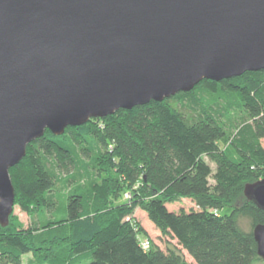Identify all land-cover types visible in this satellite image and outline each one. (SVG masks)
<instances>
[{
    "label": "trees",
    "instance_id": "16d2710c",
    "mask_svg": "<svg viewBox=\"0 0 264 264\" xmlns=\"http://www.w3.org/2000/svg\"><path fill=\"white\" fill-rule=\"evenodd\" d=\"M185 97L191 112L178 103ZM235 114L242 120L233 127ZM66 129L80 138L79 146L67 130L57 135L47 129L34 141L64 167L74 166V186L55 209L54 221L28 234L10 222L0 223V264H21L29 253L34 264L264 260L254 235L256 225L264 224V210L245 194L246 184L264 178V70L220 81L204 79L191 91ZM34 141L20 162L29 158ZM221 144L231 146L233 153ZM47 163L46 157L31 158L26 179L14 180L15 203L25 210L29 204L50 205L48 192L56 176ZM182 198L196 206L172 210L169 204ZM137 208L173 244L167 249L153 244L130 217ZM244 220L250 221L249 229ZM144 239L151 241L147 249Z\"/></svg>",
    "mask_w": 264,
    "mask_h": 264
},
{
    "label": "water",
    "instance_id": "95a60500",
    "mask_svg": "<svg viewBox=\"0 0 264 264\" xmlns=\"http://www.w3.org/2000/svg\"><path fill=\"white\" fill-rule=\"evenodd\" d=\"M262 70L264 0H0V223L10 169L47 129ZM245 194L264 210V178Z\"/></svg>",
    "mask_w": 264,
    "mask_h": 264
},
{
    "label": "rangeland",
    "instance_id": "374dc122",
    "mask_svg": "<svg viewBox=\"0 0 264 264\" xmlns=\"http://www.w3.org/2000/svg\"><path fill=\"white\" fill-rule=\"evenodd\" d=\"M181 101H183L182 104ZM178 103L180 107L182 106L181 108H183L184 111L191 112V108L190 106H188L190 105L191 102H189L188 98L185 97L183 99H180ZM237 113H241V112H237ZM234 116L237 115L235 114ZM241 120L242 119H239L238 116L235 117V122L233 123V127H236L239 124V121ZM99 124L102 127L104 126L103 125L104 122L100 121ZM67 131L70 134V137L72 138L71 141L74 142L76 146H79L80 138L76 137V135H74L71 130H67ZM232 132L234 133L233 130ZM221 145L224 148L226 147L227 151L230 152V154L233 153L231 146L229 145L225 146L223 144ZM39 152H41V154ZM29 154L30 155L27 160H23L22 162H19L18 164L14 165L11 168L10 175L13 183L14 180L16 183L23 179H26V176L29 174L28 172H29L31 158H36L38 160V159H42L43 157H46L48 159V163L46 164V166L47 168H50L54 172L56 178H55L54 186L48 192V197L51 198V201H49L50 202L49 206L44 205L38 208L37 206L29 204V210H25L21 207V205L18 202L14 204V210L9 217L10 225H12V227L16 231L20 230L26 234L30 233V231H32L38 225L44 224L48 221H54L55 209L58 207L59 204L66 201L68 193L71 191V189L74 186V181L71 180L70 176H72L75 173L74 166L69 165V167H64L63 163L60 162V160L55 155L48 156L45 153V150L43 149L42 143L38 141H34V145L31 146V150ZM81 157L84 159V161L90 160L88 156L81 154ZM210 164L213 166V168H215V164L213 162L210 161ZM169 206L172 210L173 208L175 210H179L181 208H185L186 210H189L195 207L196 205L191 199L182 198L180 201L174 202L173 204H169ZM223 211L229 212L230 210L227 208ZM130 217L135 219V221H137V223L140 224L148 232L147 235L150 237L153 244L158 245L163 249H167L168 245L173 244L170 238L161 235V232L149 220L146 212L143 209L137 208L136 211ZM243 225L247 229L251 227L250 226L251 223L249 220H244ZM173 242L176 241L173 240ZM185 254L188 261H193V258L187 253V251H185ZM33 260H34L33 253H29L23 256L21 264H34ZM253 264H264V260H257Z\"/></svg>",
    "mask_w": 264,
    "mask_h": 264
},
{
    "label": "built area",
    "instance_id": "2783aa9c",
    "mask_svg": "<svg viewBox=\"0 0 264 264\" xmlns=\"http://www.w3.org/2000/svg\"><path fill=\"white\" fill-rule=\"evenodd\" d=\"M126 196L129 197V194H127ZM142 243H143V246H144L146 249L149 248V247L151 246V241H150V239H144V240L142 241Z\"/></svg>",
    "mask_w": 264,
    "mask_h": 264
}]
</instances>
